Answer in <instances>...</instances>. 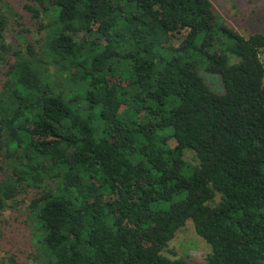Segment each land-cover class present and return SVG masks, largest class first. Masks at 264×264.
<instances>
[{"label": "trees", "instance_id": "1", "mask_svg": "<svg viewBox=\"0 0 264 264\" xmlns=\"http://www.w3.org/2000/svg\"><path fill=\"white\" fill-rule=\"evenodd\" d=\"M24 9L0 0V214L34 190V264H190L164 253L187 222L204 264H264V35L209 0Z\"/></svg>", "mask_w": 264, "mask_h": 264}, {"label": "rangeland", "instance_id": "2", "mask_svg": "<svg viewBox=\"0 0 264 264\" xmlns=\"http://www.w3.org/2000/svg\"><path fill=\"white\" fill-rule=\"evenodd\" d=\"M8 1L14 7L15 12L21 15L20 21L23 26L33 28L31 14L24 9L26 0ZM209 2L218 15L219 21L239 35L245 38L253 34L264 35V0H209ZM19 30V26L14 24L9 27L7 31L9 42L16 41ZM259 58L264 65V51L260 53ZM233 62L234 59L231 58L230 63ZM200 75L211 91L216 94L223 93V84L219 76L207 74L204 71H201ZM3 80L4 70H1L0 88ZM184 159L191 166L196 164L190 153H186ZM33 191L29 190L28 193L18 196L16 208L8 209L0 214V264H34L31 257L36 250L33 228L25 215L27 199L31 197ZM208 251L206 243L197 236L192 224L187 222L176 233L164 253L168 255L173 253L175 258H182L190 264H204Z\"/></svg>", "mask_w": 264, "mask_h": 264}]
</instances>
